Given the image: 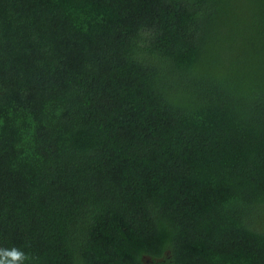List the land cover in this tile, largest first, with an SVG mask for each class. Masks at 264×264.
Segmentation results:
<instances>
[{
	"label": "trees",
	"instance_id": "16d2710c",
	"mask_svg": "<svg viewBox=\"0 0 264 264\" xmlns=\"http://www.w3.org/2000/svg\"><path fill=\"white\" fill-rule=\"evenodd\" d=\"M0 264H264V0H0Z\"/></svg>",
	"mask_w": 264,
	"mask_h": 264
}]
</instances>
